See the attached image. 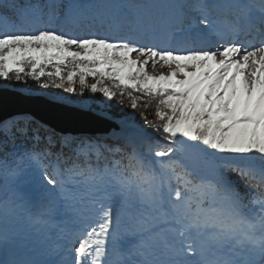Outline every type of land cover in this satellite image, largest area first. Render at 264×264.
Wrapping results in <instances>:
<instances>
[{"label": "snow or ice", "instance_id": "snow-or-ice-1", "mask_svg": "<svg viewBox=\"0 0 264 264\" xmlns=\"http://www.w3.org/2000/svg\"><path fill=\"white\" fill-rule=\"evenodd\" d=\"M13 80L145 124L0 120V264H264V0H0Z\"/></svg>", "mask_w": 264, "mask_h": 264}, {"label": "water", "instance_id": "water-1", "mask_svg": "<svg viewBox=\"0 0 264 264\" xmlns=\"http://www.w3.org/2000/svg\"><path fill=\"white\" fill-rule=\"evenodd\" d=\"M0 120L26 115L59 134L105 135L119 130L121 119L92 106L65 102L55 96L12 86H0Z\"/></svg>", "mask_w": 264, "mask_h": 264}, {"label": "trees", "instance_id": "trees-1", "mask_svg": "<svg viewBox=\"0 0 264 264\" xmlns=\"http://www.w3.org/2000/svg\"><path fill=\"white\" fill-rule=\"evenodd\" d=\"M21 2H24V0H21ZM32 2H37V0H32ZM39 2L43 3L45 2V0H39ZM174 2L189 4L190 0H174ZM89 80L91 82V78H89ZM5 83L17 88H26L33 91H43V92H50L56 95H63L74 103H79V104L89 103L95 109L108 113L109 115L115 118H122L126 116L128 113H133V111L126 106L128 103L127 99H125L124 105H120L117 102V100L107 101L100 94H92L90 92H85L83 96L79 94L73 95V94L65 93L62 89H55L53 87H50L48 89L41 88L37 82L31 80H28L26 83L25 82L17 83L14 80ZM146 115L148 116L149 120L154 119V107L153 109L149 110V112L146 113ZM128 121H133L135 124L139 126H143L145 124V122L141 119V115L139 111L133 113V116ZM148 131H152V130L149 128ZM0 184H2V179H0Z\"/></svg>", "mask_w": 264, "mask_h": 264}, {"label": "rangeland", "instance_id": "rangeland-1", "mask_svg": "<svg viewBox=\"0 0 264 264\" xmlns=\"http://www.w3.org/2000/svg\"><path fill=\"white\" fill-rule=\"evenodd\" d=\"M191 3H195V0H190L189 4H191ZM149 71H150V73H151V69H149ZM161 72H166V69H159L158 71H156L155 73H152V74L159 75ZM0 86H11V85L5 83L4 81H0ZM12 87H14V86H12ZM20 89H25V90H27V91H32V92L46 93V94H49V95L55 96V97H57V98H59V99L65 101V102L74 103V102H71L69 99H67V98H66L65 96H63V95H56V94H53V93H50V92H43V91H33V90L26 89V88H20ZM102 97H103V96H102ZM77 104H79V103H77ZM79 105H81V106H91V104H89V103H84V104H79ZM96 110H97V109H96ZM98 111H100V110H98ZM100 112H102V111H100ZM103 113H105V112H103ZM106 114H108V113H106ZM108 115H109V114H108ZM132 116H133V113H128L126 116H124V117H122V118H117V119H121V120H123V121H128ZM114 118H115V117H114ZM109 195H110L111 200H112L113 202H118V201H119V196H118L116 193H110ZM47 231H48V234H49L50 236H52L53 238H55V236H56V234H57V228H56V227H50Z\"/></svg>", "mask_w": 264, "mask_h": 264}, {"label": "bare ground", "instance_id": "bare-ground-1", "mask_svg": "<svg viewBox=\"0 0 264 264\" xmlns=\"http://www.w3.org/2000/svg\"><path fill=\"white\" fill-rule=\"evenodd\" d=\"M0 88H2V87H0ZM98 111V110H97Z\"/></svg>", "mask_w": 264, "mask_h": 264}]
</instances>
